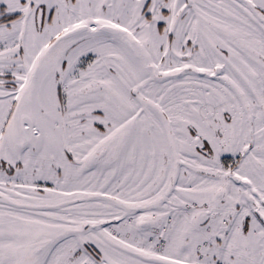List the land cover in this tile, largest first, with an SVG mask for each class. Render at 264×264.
Segmentation results:
<instances>
[{
	"label": "snow or ice",
	"instance_id": "1",
	"mask_svg": "<svg viewBox=\"0 0 264 264\" xmlns=\"http://www.w3.org/2000/svg\"><path fill=\"white\" fill-rule=\"evenodd\" d=\"M0 264H264V0H0Z\"/></svg>",
	"mask_w": 264,
	"mask_h": 264
}]
</instances>
